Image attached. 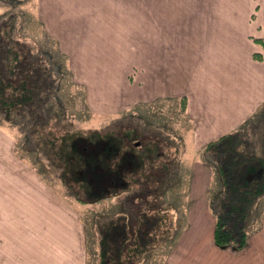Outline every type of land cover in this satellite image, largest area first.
<instances>
[{"label": "crops", "instance_id": "1", "mask_svg": "<svg viewBox=\"0 0 264 264\" xmlns=\"http://www.w3.org/2000/svg\"><path fill=\"white\" fill-rule=\"evenodd\" d=\"M38 10L88 94L118 97L102 110L127 115L139 104L184 101L185 159L203 154L185 165L186 225L163 264H264V194L245 246L217 245L208 195L217 166L209 153L203 161L207 142L236 130L241 151L264 159V0H39ZM15 149L0 134V247L11 264H84L78 211Z\"/></svg>", "mask_w": 264, "mask_h": 264}, {"label": "rangeland", "instance_id": "2", "mask_svg": "<svg viewBox=\"0 0 264 264\" xmlns=\"http://www.w3.org/2000/svg\"><path fill=\"white\" fill-rule=\"evenodd\" d=\"M38 6L39 0H0V72L15 82L25 80L32 90V98L14 109V117L5 119L0 112V134L12 138L15 153L38 169L42 182L48 185L57 198L78 211L84 235V264H98L97 218L126 210L130 220H133L136 210L145 201L153 209L160 207L169 210L168 215L173 223L170 235L160 234L140 264H163L167 262L168 248L173 238L175 235L178 238L186 225L190 174L185 165L201 159L203 154L197 153L195 158L185 159L190 152L183 150L179 142L181 135L189 131V121L183 114V101L161 100L153 104H139L129 110L127 115L102 110L104 107L111 108L118 97L107 93L88 94L87 85L75 78L72 70L74 64L69 62L68 55L42 31ZM48 63L46 71L45 64ZM89 105L95 110L90 111ZM36 124L58 135L78 130L83 133L93 129L102 132L122 130L130 137L136 136L133 142L140 149L145 145L147 149V146H152L147 153L153 165L146 178L135 183L140 188L134 192H123L100 202H78L58 178L59 170L53 164L56 158L53 156L56 154L53 142L41 143L39 148L34 142H38L34 135L31 137L26 132L28 125L32 128ZM125 140L129 139L125 137ZM83 146L86 155L96 153L92 143L84 142ZM109 150L112 151L110 143ZM126 153L127 156L131 155L130 151ZM207 158L210 156L207 155L203 161L206 162ZM215 168L208 187L209 201L213 200L211 207L214 210L215 199L222 189ZM109 186L104 183V187ZM103 191L101 189L95 193ZM93 193L88 192V197ZM134 224L135 221L131 224L132 231ZM8 251L0 247V264H11V253Z\"/></svg>", "mask_w": 264, "mask_h": 264}, {"label": "trees", "instance_id": "3", "mask_svg": "<svg viewBox=\"0 0 264 264\" xmlns=\"http://www.w3.org/2000/svg\"><path fill=\"white\" fill-rule=\"evenodd\" d=\"M260 41L264 48V41ZM48 66L49 63L45 64L46 71ZM31 98L32 90L25 80L15 82L0 72V112L5 119L14 117V109ZM36 125L32 128L28 125L26 132L38 140L34 141L37 147L41 143L53 142L56 153L53 156L57 160L53 164L59 170L58 178L78 202H100L123 192H134L140 188L135 183L145 179L153 165L147 153L152 146H147V149L145 145L140 149L133 142L136 136L130 137L122 130L109 129L102 132L93 129L84 133L78 130L58 135L49 128ZM125 137L129 140H125ZM242 137L241 131L227 132L207 142L204 148L216 163L222 185L215 199L213 228V240L219 246H245L251 208L264 194V159L255 154L243 153L240 149ZM84 142L92 143L96 149L94 155L83 152ZM126 151H130L131 155L127 156ZM104 183L110 186L104 187ZM101 189L104 191L95 193ZM90 191L94 195L88 197ZM136 213L133 220H130L126 210L97 218L98 264H140L160 234L170 235L173 222L168 215L169 210L160 207L153 209L145 201ZM133 221L135 224L132 231Z\"/></svg>", "mask_w": 264, "mask_h": 264}]
</instances>
